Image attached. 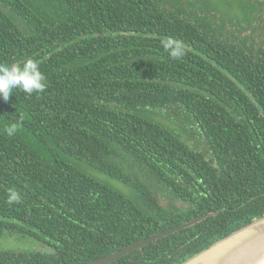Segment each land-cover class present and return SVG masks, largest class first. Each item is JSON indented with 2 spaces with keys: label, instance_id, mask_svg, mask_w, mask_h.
I'll use <instances>...</instances> for the list:
<instances>
[{
  "label": "trees",
  "instance_id": "1",
  "mask_svg": "<svg viewBox=\"0 0 264 264\" xmlns=\"http://www.w3.org/2000/svg\"><path fill=\"white\" fill-rule=\"evenodd\" d=\"M263 12L264 0H0V63L32 58L47 83L0 99V232L52 252L0 250V264H89L205 215L108 263L182 264L263 217L264 45L251 37ZM162 190L187 208L165 209Z\"/></svg>",
  "mask_w": 264,
  "mask_h": 264
},
{
  "label": "clouds",
  "instance_id": "2",
  "mask_svg": "<svg viewBox=\"0 0 264 264\" xmlns=\"http://www.w3.org/2000/svg\"><path fill=\"white\" fill-rule=\"evenodd\" d=\"M162 46L169 56L179 60L184 55V49L180 42H162ZM47 87L46 76L40 70V66L32 58L23 62L0 63V99L7 101L13 95L14 90H20L25 94L42 93ZM8 136L17 132V125L12 124L4 128ZM9 204L19 203L20 195L10 189L7 197Z\"/></svg>",
  "mask_w": 264,
  "mask_h": 264
},
{
  "label": "water",
  "instance_id": "3",
  "mask_svg": "<svg viewBox=\"0 0 264 264\" xmlns=\"http://www.w3.org/2000/svg\"><path fill=\"white\" fill-rule=\"evenodd\" d=\"M206 216H201L198 217L196 219H193L187 223H184L180 226H176L173 228H170L168 230L165 231H161L158 232L148 238H144L138 242H135L127 247H124L112 254H108L104 257L98 258L92 262H90L89 264H108L111 263L113 261H115L116 259L120 258L123 255H126L136 249L141 248L144 245L149 244L150 242L164 237L166 235L172 234L174 232L180 231L184 228H187L199 221H201L202 219H204ZM264 222V216L253 221L252 223H250L249 225L231 233L230 235H228L227 237L213 243L212 245H210L208 248H206L205 250L201 251L200 253H198L197 255L191 257L190 259H188L187 261H185L182 264H199L201 261L206 260L207 264H242L241 261L237 260V256L234 255L237 253L233 252L234 248L239 244V242L246 236L248 237L250 234H252V232H254L253 228L256 225L259 224H263ZM245 237V238H246ZM240 251H238L239 253Z\"/></svg>",
  "mask_w": 264,
  "mask_h": 264
},
{
  "label": "rangeland",
  "instance_id": "4",
  "mask_svg": "<svg viewBox=\"0 0 264 264\" xmlns=\"http://www.w3.org/2000/svg\"><path fill=\"white\" fill-rule=\"evenodd\" d=\"M211 2H216L217 0H210ZM220 7L224 8V5L220 2ZM216 18H218L220 15L216 14ZM261 19L255 23L256 31L254 34H252V41H253V49L255 53L258 51L260 47H258L259 44L264 45V32L262 28H264V12L261 13ZM254 26V27H255ZM251 32V29L248 31V34ZM264 47V46H263ZM157 120L161 121L165 125H172V123L164 116L156 117ZM169 119L173 122L176 121L175 117L170 116ZM202 138L200 135L192 136L188 144L191 148L195 149L197 152L204 153L205 148L204 144L202 143ZM160 203L165 209L171 210V211H183L187 208V204L178 200L175 198L172 194L168 192V190H162L160 191V196L158 197ZM49 244H45L44 241H39L34 237H31L26 234H21V232L17 230H11V231H2L0 232V250H13L17 252H46V253H52L48 252L50 251Z\"/></svg>",
  "mask_w": 264,
  "mask_h": 264
},
{
  "label": "bare ground",
  "instance_id": "5",
  "mask_svg": "<svg viewBox=\"0 0 264 264\" xmlns=\"http://www.w3.org/2000/svg\"><path fill=\"white\" fill-rule=\"evenodd\" d=\"M254 232L244 237L234 248L237 260L242 264H264V222L254 226ZM238 251H240L238 253ZM199 264H207L206 260Z\"/></svg>",
  "mask_w": 264,
  "mask_h": 264
}]
</instances>
